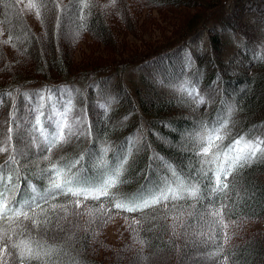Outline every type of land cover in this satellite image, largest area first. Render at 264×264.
<instances>
[{
  "label": "trees",
  "instance_id": "trees-1",
  "mask_svg": "<svg viewBox=\"0 0 264 264\" xmlns=\"http://www.w3.org/2000/svg\"><path fill=\"white\" fill-rule=\"evenodd\" d=\"M145 1L156 6L200 7V10L189 19H182L177 23L180 29L164 46H149L147 50L141 51L146 55L140 59H137L136 54L117 58L121 55L123 45L114 35L116 31L112 30L108 15L93 0H88L93 6L84 21V30L96 35V38L109 46L104 55L106 59L86 57L85 62L74 64L70 53L68 55V52H62L58 44L56 17L53 20L48 15L47 24L42 26L43 33L34 31L24 19L14 23L12 27H6L14 46L23 50V56L37 59L38 55V60L33 58L37 61L36 64L30 67L22 64V71L13 72L9 64L0 63V93H11V96L2 95L0 117L10 115L14 101L22 113H27L30 106L42 107L50 112L49 106L40 105L39 97L33 95H43V89L48 91L44 93L51 91L58 99L65 96L67 99L60 102L63 107L65 103H69L72 108H87L93 103V99L96 100L100 106L90 116H84V124L79 126L86 129L90 121L92 134L74 136L62 148L54 149L53 160L61 157L71 160L90 153L81 174L95 178L100 168L112 166L123 155L126 158L121 176L124 183L117 185L112 191L128 195L162 187L173 176V168L182 174L181 180L187 178V184L200 187L197 198H170L144 209L143 212H122L108 205V213L141 222L135 226L144 227L141 232L144 246L150 250H162L171 244L164 240L167 229L165 222H169L165 220L167 209L182 210L188 208L189 204H194L198 211L196 213L200 214L204 206L214 207L219 211L223 205L227 219L264 220V155L250 158L243 166L232 170L225 181L229 188L215 196L204 187L209 183L214 186L215 180L212 164L208 162V157L201 155V145L204 144L201 135H206L205 128L209 124L215 125L218 119L223 121L222 125L226 128L224 145L241 135L264 138V53L256 48L264 41V10L247 7L248 0ZM8 2L9 0H0V4ZM231 2L233 11L229 9ZM49 8H52L51 4ZM78 14L77 11L76 15ZM121 20L126 29H135L136 25L127 18ZM200 32H205V37L198 36ZM226 35H232V38L229 37L230 41L237 47L233 53L229 50ZM196 36L203 43L204 49L191 50L190 60L183 59V55L179 57L182 54L179 52L181 47L187 44L190 37ZM155 47L158 49H154ZM1 52L0 49V56ZM175 60L179 63L177 66ZM246 63L250 64V70L244 69ZM129 65L144 71H158L159 77L155 72H139L136 79L138 84L131 92L121 83L123 73ZM168 67H171L170 71H167ZM155 78L161 85L155 88L157 91L154 95H145L147 90L142 86L149 85ZM182 84L183 88L180 87ZM149 87L154 88L153 85ZM193 89L205 97L206 104L198 103ZM47 123L45 120V124ZM0 130L6 131L1 122ZM37 151L36 147L31 146V158L21 162V199L31 194L33 185L41 190L48 187V180H42L38 174V166L48 167L49 162L38 160ZM7 155L8 153L0 154V163L4 162ZM206 175L212 176L211 182L206 179ZM75 199L77 198L71 195L61 194L42 206L51 209L52 204H67ZM79 199L82 201L81 205L99 209L102 203H106L103 197L100 201L84 200L83 197ZM56 213L61 212L57 209ZM49 215L55 222L57 215L51 211ZM68 237L70 238L60 236L46 241V245L51 246L46 257L48 264H103L86 249V235L72 232ZM20 238L13 236V240L17 242ZM216 242L218 248L224 246L223 241ZM224 252L225 264L264 263V246L256 239L234 243ZM32 264L43 262L32 261Z\"/></svg>",
  "mask_w": 264,
  "mask_h": 264
},
{
  "label": "rangeland",
  "instance_id": "rangeland-1",
  "mask_svg": "<svg viewBox=\"0 0 264 264\" xmlns=\"http://www.w3.org/2000/svg\"><path fill=\"white\" fill-rule=\"evenodd\" d=\"M29 2L30 0H9L8 4H0V49L2 50L0 63L3 65L9 64L12 68V72L13 70L22 71L20 69V67H22L20 65L22 64H26L30 67L31 65L36 64L37 61H34V57L33 59L28 58L29 56L27 55L23 56V50H21L19 46H14V43L9 40L6 27H12L14 23L20 22L24 19L34 31L43 33L44 29L42 26L47 24L48 15L54 20L57 13L55 9H53V11L55 10L54 12L50 11L44 18L42 24L41 21L36 18L35 10H29L27 7ZM34 2L39 3L41 1L34 0ZM61 2L64 5H68L70 0H61ZM74 2L75 0H73V3ZM93 2L97 3L101 11L108 15L107 18L111 20L112 30L116 31L114 35L118 38V42L123 45L121 46L122 49L121 47L119 48V50L121 49V55L117 58L135 54L138 55L137 59L144 58L143 56L146 54H143L141 51L147 50V47L149 46H164V43L170 41L172 35L177 33L180 29V26L177 23L181 22L182 19H189L191 15L200 10V7L187 8L156 6L145 0H93ZM257 4H259V6H257ZM246 6L256 8L258 11H263L264 0H248L246 1ZM233 8L231 2L229 5L230 11H233ZM206 11L210 12L211 10L206 9ZM122 18H127L129 22L133 25L135 24V29L134 27L126 29V27L122 25ZM78 30V19L68 20L63 23L58 32V44L61 51L68 52V55L70 53L71 61L76 65L85 62L86 60L84 59L86 57L91 59L99 57H101L99 59H106L104 55L107 53L106 51L109 46L96 38V35L85 30L80 31L78 36L75 35ZM198 36L205 37V32H200ZM198 36L190 37L187 40V44L182 46L181 51H179L182 53L179 57L183 55V59L190 60L189 54L191 50L196 51L198 49H204V45L199 40ZM229 37L232 38V35H226L225 39L229 44V50L233 53L237 47L233 45ZM5 41H7V43H5ZM256 48L263 54L264 41H261ZM154 49H158V47H155ZM115 57L116 55L113 58ZM35 60H38V55ZM177 60H179V58H177ZM177 60L174 62L176 66L179 64ZM135 66H137V64H135ZM135 66H128L123 73L121 81V83H124L126 88L131 92L135 90V86L138 84L136 79L139 77V72H155L154 74L159 77L158 71L153 69L144 71V69L141 68H134ZM244 69L250 70V64L246 63ZM170 70L171 67H168L167 71ZM113 79L114 78H112V80ZM149 85H153L154 88L149 87ZM149 85L142 87L147 90L145 95L150 96L151 94L154 95V92L157 91L155 88L159 87L161 84L158 79L155 78L153 81L149 82ZM180 87L183 88V84ZM107 88L109 89L108 86ZM164 91H166V88H164ZM193 91L198 103L203 100V103L200 104H206L207 100L205 97L197 92L196 89H193ZM42 92V96L45 97L49 94L44 93L48 92L45 89H43ZM57 97L58 96L56 95H52L50 100L39 98V100H41L40 105H47L50 108V112H56L57 107L60 106V102L67 99L65 96H61L60 99ZM1 98L2 95H0V100ZM64 105L66 106H64L66 109L69 103H65ZM99 106L100 104L96 103V100L93 99V103L87 108L81 106L73 107L72 111L69 112L68 119L73 124L78 117L82 118L84 121V116H90V113L92 114L94 109ZM0 122L5 128V132H7L10 124V115L1 116ZM221 135L224 137L226 136V128L224 125H221ZM257 138L261 137L259 136L250 139L255 140ZM31 146L36 147L35 144H32ZM241 147H243V145H241ZM260 155H264V153H259L257 156ZM210 158L209 155L208 160H210ZM211 164L213 171L215 172L217 164L215 162H212ZM180 180L181 179L179 178L177 183L169 184V187L177 190L178 196L186 197L187 184L181 186L179 182ZM193 205L194 204H189L188 208H183L182 210H166L168 214L166 215L165 220L169 222H165L167 224V229L164 232V240L170 241L171 244L162 250H150L148 247L144 246L145 243L142 239L143 234L141 233L143 231L142 228L144 227L133 225V219L128 218L126 220L124 216L115 213H108V215H105L104 211H101L99 208H94L88 205H81L79 209H76L74 206L71 207L70 213L80 212L82 215L74 217L70 214L67 217V220L60 221L65 228V231L59 232L56 237L63 236L65 238H70L68 236H71L72 232L86 235L88 238L86 249L93 258L103 264H206V261L208 260L209 263L207 264H225L226 261H224V258L226 256L224 255L223 257V253H225L224 251L228 247L234 245V243L256 239L264 246L263 219L232 220L227 219L223 214V220L227 227L225 228L223 225H220L219 231L217 232L215 231L216 225L209 223L212 219L210 215L205 214L204 218H201L202 213H210L214 207L208 208L207 206H204L201 209L202 212L197 214L196 212L198 211L195 205ZM89 210L92 211L91 216L88 215ZM189 213H191V215H189ZM63 215L62 212L59 214V216ZM196 215H198V217H196ZM215 219L217 222L219 221V211ZM132 228L137 230V237L135 240ZM225 233L230 237L227 244L224 243ZM217 240L223 241L224 246L221 247L223 248V252L217 257L209 258V253L216 252L220 249L218 248ZM140 241H143V243H140ZM141 257H147L148 259L144 260L141 259Z\"/></svg>",
  "mask_w": 264,
  "mask_h": 264
},
{
  "label": "snow or ice",
  "instance_id": "snow-or-ice-1",
  "mask_svg": "<svg viewBox=\"0 0 264 264\" xmlns=\"http://www.w3.org/2000/svg\"><path fill=\"white\" fill-rule=\"evenodd\" d=\"M49 4L52 5V8H49ZM92 6L88 0H75V3L70 0L68 5H64L61 0H41L39 3L30 0L27 5L29 10H35L36 18L42 24L47 14L55 9L58 13L56 16L58 29L65 21L78 19L80 24L79 30L75 33L77 36L80 31L86 28L84 21L90 15ZM77 11L78 16L76 15ZM0 95L11 96V93H0ZM33 95L40 99L50 100L53 93L50 91L47 97L40 93ZM200 103H203V100ZM71 111L72 106L69 104L66 109L63 106L57 107L56 112H46L42 107L33 108L30 106L27 113H22L14 101L7 132L0 130V154L8 153L4 162L0 163V264H17V262L18 264H32V261H42L43 264H48L46 257L49 255L51 246L46 245V241L55 239L59 232L65 231L60 221L67 220L70 214L74 217L82 215L80 212L70 213V208L73 205L76 209L80 208L82 201L79 197L95 201H100L102 197L105 198L106 203L100 205V209L104 210L105 215H108V205L122 212H143L144 209L161 201L182 198L177 195V190L169 187V184L177 183L182 176L175 168H173V176L165 182L164 186L128 195L112 191L117 185L124 183L121 176L124 172L126 158L123 155L112 166L100 168L95 178H88L81 174V169L90 153L81 154L71 160L63 157L53 160L54 149L62 148L74 136L92 134L90 121L86 129L77 127L84 124L82 118H76L74 124L69 121L68 116ZM45 120L48 121L47 124H45ZM222 124L223 121L218 119L215 125L209 124L205 128L206 135H201V139L204 141V144L201 145V155L204 157L210 155L211 158L208 162L217 164L214 172L215 185L209 183L204 186L213 196L229 188V184L225 181L232 170L243 166L250 158L255 159L259 153H264V139L261 138L252 140L246 135H241L230 144L224 145L225 137L221 135ZM32 144H35L38 150L37 159L49 162L48 167L38 166V174L41 179H46L49 183L48 187L43 190L33 185L31 194L21 199L19 198L22 181L20 167L23 160L31 158L30 147ZM128 154L131 155L130 152ZM206 179L211 182L212 176L206 175ZM179 182L183 186L187 184V178ZM200 191V187L187 184V196L197 198ZM61 194L71 195L77 199L69 201L67 204H52L51 209L42 206ZM224 207L222 205L219 210L220 219L218 222L215 219L218 210L215 208L210 213H202L201 216L203 219L205 214L210 215L212 219L209 223L216 225L215 231L217 232L220 225L227 227L223 220ZM57 209L64 215L59 216L56 213ZM49 211L57 215L55 222L49 215ZM88 215H92L91 210ZM125 219L128 218L125 217ZM140 223L139 220L133 219L132 221L133 225ZM132 231L135 240L137 230L132 228ZM13 236L21 238L17 242L13 240ZM229 239L230 237L225 233L224 243L227 244ZM46 247L48 250H45ZM221 252H223V248L209 253L208 256L214 258ZM141 259L147 260L148 258L141 257Z\"/></svg>",
  "mask_w": 264,
  "mask_h": 264
},
{
  "label": "bare ground",
  "instance_id": "bare-ground-1",
  "mask_svg": "<svg viewBox=\"0 0 264 264\" xmlns=\"http://www.w3.org/2000/svg\"><path fill=\"white\" fill-rule=\"evenodd\" d=\"M208 261H209V260H208ZM208 261H206V262L209 263ZM207 263H206V264H207Z\"/></svg>",
  "mask_w": 264,
  "mask_h": 264
}]
</instances>
